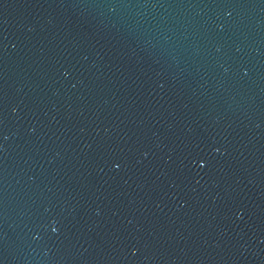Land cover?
I'll return each instance as SVG.
<instances>
[{
  "label": "water",
  "instance_id": "obj_1",
  "mask_svg": "<svg viewBox=\"0 0 264 264\" xmlns=\"http://www.w3.org/2000/svg\"><path fill=\"white\" fill-rule=\"evenodd\" d=\"M0 264H264V0H0Z\"/></svg>",
  "mask_w": 264,
  "mask_h": 264
}]
</instances>
